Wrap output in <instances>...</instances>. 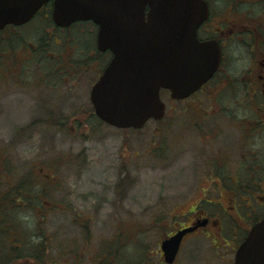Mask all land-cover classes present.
I'll return each instance as SVG.
<instances>
[{
	"label": "flooded vegetation",
	"instance_id": "obj_1",
	"mask_svg": "<svg viewBox=\"0 0 264 264\" xmlns=\"http://www.w3.org/2000/svg\"><path fill=\"white\" fill-rule=\"evenodd\" d=\"M204 1L207 13L196 28V37L217 45L218 66L191 94L182 98L169 96L168 109L169 113L184 117L173 119L171 127L176 122L182 126L185 119L188 120L186 128L171 130L172 141L173 144L185 143L188 149L198 152L195 170L206 169L203 175L206 184L186 187L184 190L189 189V192H172L166 208L170 220L156 236L157 251L150 252L158 260L149 264H178V254L185 247L191 249L190 244L197 253L193 255L191 250L187 254L188 264L196 262L200 256L211 264L207 255L215 261L212 264H232L239 243L250 227L264 217V0ZM51 6L52 0H48L28 21L0 28V103L3 99L12 103L14 98H24L29 104L34 101L40 110L36 120L40 121L53 114L46 109L48 93L50 100L61 99L55 90L60 87L58 78L51 76L48 82V18L55 27L65 29L78 22L85 24L81 29L85 38L79 47L88 53L90 63H70L51 70L61 73L62 77L76 79V86L89 84V102L91 86L111 57L109 49L100 50L97 46L96 23L88 19L57 26L53 24ZM34 20L40 22L39 29L32 27ZM225 88L237 89V95H220ZM74 92L73 98L77 97ZM165 93L169 95L167 89H160L161 97ZM13 108L22 109V106L15 101ZM54 114L55 120L76 118L74 113ZM55 128L56 134L64 129L57 124ZM257 132H263L258 135L263 142L262 149H255L253 145ZM38 169L44 170L41 166ZM124 172H121V180ZM51 175L44 172L35 178L42 183L37 187L31 185L32 176L24 175V187L0 191V238L2 235L8 238L7 242L0 239V264H124L127 259L124 246L130 242L128 234L134 226L128 224L125 196L120 194L119 199L112 200L105 194L96 208L91 201L79 204L84 198L78 197L79 207L67 208L63 199L50 201L47 198L49 193H54L47 192L49 183L57 190L63 188L61 177ZM105 205L113 207V214L121 216L114 231L102 243L86 242L91 238L92 224L100 222V229H110L109 221L107 226H101L105 218L98 219L101 213L106 216ZM64 211H70L73 216V236L65 235ZM108 212L111 213L110 208ZM185 227L192 229L182 234L173 260L165 261L161 241ZM139 231L136 227V235ZM34 235L38 239L33 241ZM79 236L83 243L78 242ZM49 247L53 248L51 253ZM141 256L143 258V253ZM134 264H144V261L136 259Z\"/></svg>",
	"mask_w": 264,
	"mask_h": 264
},
{
	"label": "rangeland",
	"instance_id": "obj_2",
	"mask_svg": "<svg viewBox=\"0 0 264 264\" xmlns=\"http://www.w3.org/2000/svg\"><path fill=\"white\" fill-rule=\"evenodd\" d=\"M40 25L37 20L32 23V27L37 29ZM83 25L85 24L78 22L65 29L47 23L48 82H51V76L58 78L60 87H55V90L61 96V99L50 100V92L48 93L46 109L53 113L51 116L42 121L36 120L40 111L38 104L34 101L29 104L24 98L13 100L21 105L22 109L13 108V102L7 103V99L0 103V191H13L16 186L24 187V175L32 176L34 182L31 185L37 187L36 185L42 183L35 178L48 172L61 177L63 192L49 183L47 192L54 193H49L47 198L50 201L63 199L67 208L79 207L76 204L78 197L84 198L79 200V204L91 201L96 208L105 194L112 200L119 199V195L123 194L127 203L128 224L130 227L134 225L128 234L130 242L124 246L127 252L124 264H134L136 259H143L144 264H149L158 260L151 253L157 251L156 236L164 230L170 220L166 208L172 192L183 191L186 187L204 186L206 179L203 175L206 169L196 172V160L199 159L197 151H191L185 143L173 144L171 130L186 128L188 120L185 119L182 126L180 122L170 126L173 119L184 117L169 113L171 98L168 93L162 95L166 104L163 119H150L143 127L137 129H120L105 124L90 112L91 104L87 100L88 83L87 86L82 87L83 83L76 86V79H68L65 75L62 77L61 73L51 70L70 63H90L88 53L79 47L85 38L84 31H81ZM68 30L70 34L67 33ZM86 39L90 40L89 32ZM72 81L74 84L71 85ZM73 92L77 97H72ZM220 95H237V89L225 88ZM59 111L65 114L74 113L76 118L59 119L64 123V129L56 134V120L53 118L54 113ZM28 126L30 128L26 129ZM262 133L255 134V149L263 148L262 139L258 136ZM39 166L44 170L40 171ZM121 168L125 171L123 180L120 179L123 171ZM184 192H189V189ZM105 211L106 216L101 213L98 219L103 221L105 218L101 226H107L109 221L110 229H100V222L92 224L91 238H87L86 242L97 240V243H102L103 239L114 231V225L121 216L113 214V207L105 205ZM72 218L70 211H64L65 235L73 236ZM136 227L140 229L137 235ZM93 235L96 237L93 238ZM24 236L26 238V234ZM0 239L3 242L8 241L3 235ZM32 239H38L37 235ZM77 240L79 243L84 242L81 236L77 237ZM190 247L191 249L185 247L178 254V264L189 263L187 254L191 250L193 255L197 253L195 247L191 244ZM52 250L53 248L49 247V253ZM207 258L211 264L215 262L209 255ZM190 264L207 262L200 256L196 262Z\"/></svg>",
	"mask_w": 264,
	"mask_h": 264
},
{
	"label": "water",
	"instance_id": "obj_3",
	"mask_svg": "<svg viewBox=\"0 0 264 264\" xmlns=\"http://www.w3.org/2000/svg\"><path fill=\"white\" fill-rule=\"evenodd\" d=\"M47 1L0 0V28L26 22ZM206 13L204 0H52L51 8L56 25L86 19L98 25L97 46L112 56L90 90L94 112L111 125L134 128L163 115L160 87L184 97L216 69L217 45L196 38ZM190 228L162 241L166 261ZM233 264H264V217L240 242Z\"/></svg>",
	"mask_w": 264,
	"mask_h": 264
},
{
	"label": "trees",
	"instance_id": "obj_4",
	"mask_svg": "<svg viewBox=\"0 0 264 264\" xmlns=\"http://www.w3.org/2000/svg\"><path fill=\"white\" fill-rule=\"evenodd\" d=\"M50 23V24H52V21H51V19L50 18H48L47 19V23ZM56 122V124L59 126V127H61L64 123L62 122V121H60V120H56L55 121Z\"/></svg>",
	"mask_w": 264,
	"mask_h": 264
}]
</instances>
